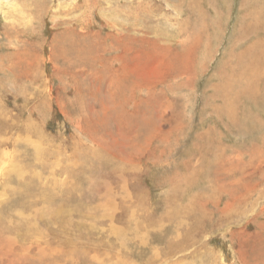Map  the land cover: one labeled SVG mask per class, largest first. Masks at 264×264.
<instances>
[{
  "label": "rangeland",
  "instance_id": "obj_1",
  "mask_svg": "<svg viewBox=\"0 0 264 264\" xmlns=\"http://www.w3.org/2000/svg\"><path fill=\"white\" fill-rule=\"evenodd\" d=\"M262 54L264 0H0V264H264Z\"/></svg>",
  "mask_w": 264,
  "mask_h": 264
},
{
  "label": "bare ground",
  "instance_id": "obj_2",
  "mask_svg": "<svg viewBox=\"0 0 264 264\" xmlns=\"http://www.w3.org/2000/svg\"><path fill=\"white\" fill-rule=\"evenodd\" d=\"M70 41H71V39H70ZM248 45V44H247ZM68 47V46H67ZM250 49V48H249ZM81 53H83V52H81ZM261 53V52H260ZM257 54V53H256ZM83 55H85V54H83ZM82 55V56H83ZM262 55H264V54H262ZM58 56V55H57ZM255 58H258L257 56H255ZM249 61V60H248ZM116 72V71H115ZM240 73V72H239ZM238 75V74H237ZM245 75V74H244ZM239 77V76H238ZM241 77H243V76H241ZM239 79V78H238ZM237 79V80H238ZM240 80H241V78H240ZM236 81V80H235ZM235 85V84H234ZM236 97H238V96H236ZM263 148H264V146H263ZM255 150H257V149H255ZM257 153V152H256ZM264 153V152H263ZM239 157V156H238ZM258 161V160H257ZM263 163V162H262ZM262 167V166H261Z\"/></svg>",
  "mask_w": 264,
  "mask_h": 264
}]
</instances>
